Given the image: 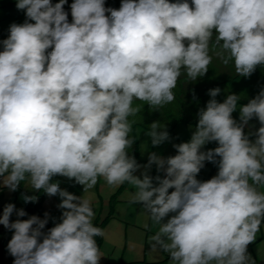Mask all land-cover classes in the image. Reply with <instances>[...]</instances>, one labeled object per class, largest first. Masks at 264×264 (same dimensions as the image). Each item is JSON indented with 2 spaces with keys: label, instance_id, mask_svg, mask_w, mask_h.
I'll use <instances>...</instances> for the list:
<instances>
[{
  "label": "clouds",
  "instance_id": "9594fccd",
  "mask_svg": "<svg viewBox=\"0 0 264 264\" xmlns=\"http://www.w3.org/2000/svg\"><path fill=\"white\" fill-rule=\"evenodd\" d=\"M66 4L16 0L25 22L0 41V185L14 193L28 182L58 197L61 210L44 231L49 213L25 220L24 209L3 205L13 264L101 262L95 238L104 231L91 202L55 177L85 192L100 178L134 186L131 203L157 226L150 248L170 264H252L248 246L264 223V87L239 106L238 119L240 96L220 102L222 90L210 89L190 140L172 143L175 155L151 151L139 163L132 133L142 105L172 104L179 78L205 77L213 55L239 77L264 67V0H121L119 9L73 0L71 22ZM253 120L259 127L248 130ZM146 134L152 148L173 139L160 122ZM206 163L218 170L202 181Z\"/></svg>",
  "mask_w": 264,
  "mask_h": 264
},
{
  "label": "rangeland",
  "instance_id": "374dc122",
  "mask_svg": "<svg viewBox=\"0 0 264 264\" xmlns=\"http://www.w3.org/2000/svg\"><path fill=\"white\" fill-rule=\"evenodd\" d=\"M71 3L72 2H68V4L65 5V11L69 13V22H71L69 7ZM108 3L109 0H106V5H108ZM234 118H239V107L237 108ZM135 119L137 121L136 117ZM174 120L175 118L166 119L162 117L155 118L152 123L160 122L162 125L165 124L168 126ZM134 127L139 145V159L141 164L147 163V155L151 151H156L165 157L175 155L176 153L172 147V143L178 144L189 141L191 133L195 130L194 125L176 124L174 130L169 131L173 138L172 142H166L158 148H152L150 137L146 134L148 128L142 123H137ZM258 127V122L253 120L250 122L248 130H255V128ZM215 147V143L206 145V149ZM217 170L215 165L206 163L205 168L201 170L197 178L206 181L216 175ZM151 174H156L154 167ZM57 180L60 182L62 189H66L70 193L81 196L91 202L95 213L93 221L97 215L102 214L105 216L107 214L110 198L120 187V185L110 186L103 178H100L97 185L85 192L81 186L75 185L74 182L66 178L55 177L53 182ZM64 182L69 183L64 184ZM0 191L2 192V196H0V211H2L3 205L7 203H13L17 209H23L26 204L21 198L22 195L27 194L36 196L37 193L28 182H22L20 188L14 193L9 192L6 188H3L2 185H0ZM135 191L136 189L134 186L129 185V187L117 197L118 201L115 203L114 216L104 230V243L100 250V263L170 264L169 257L166 253L159 251L153 252L150 248L149 237L155 234L157 226L152 224L140 204L131 203L132 195ZM59 203L60 200L58 197L48 196L43 202L45 212L49 213L51 217L50 222L52 221V227L54 226L53 221L59 222L61 216V210L57 208ZM11 219L13 221L16 219L15 214ZM3 230L5 233L3 235L4 237H2V241L5 240L6 242L8 238H11L12 233L6 229ZM248 253L250 254L252 264H264V223H262L256 239L248 246Z\"/></svg>",
  "mask_w": 264,
  "mask_h": 264
},
{
  "label": "trees",
  "instance_id": "16d2710c",
  "mask_svg": "<svg viewBox=\"0 0 264 264\" xmlns=\"http://www.w3.org/2000/svg\"><path fill=\"white\" fill-rule=\"evenodd\" d=\"M56 2H58V0H53V3ZM68 2H73V0H68ZM120 2L121 0H109L106 7L119 9ZM169 2H176V0H169ZM25 19L24 11L18 10L16 7V0H0V41L8 38L10 25L13 23L23 24ZM2 50V46H0V51ZM216 87L222 90L221 94L217 97L218 101L223 102L227 94L234 93L240 96L238 107L244 105L264 87V67H258L250 78L239 77L235 72L233 64L230 63L225 66L213 55L212 63L209 65V71L205 77L197 81H189L185 75H182L178 80L176 89H174L176 96L175 101L160 111H151L147 105H142L141 113L136 117L137 123H142L148 128L155 118L164 117L166 119L175 118V120L167 126L168 131L174 130L176 124L178 125L180 123L195 126L197 123L198 110L205 107L206 102L210 99L207 95L208 91ZM193 92H195L198 98L196 101L193 100ZM135 104H142V102L135 101ZM235 114L236 112L233 113V116ZM132 135L136 138V143L133 146L132 152L140 163L139 145L135 134V127ZM215 146L217 147L218 145L215 143ZM128 187L129 184L127 183L120 185L116 193L110 198L107 214L105 216L102 214L97 215L93 221L94 226L102 228L103 231L106 229L109 221L114 216L115 203L118 201L117 197ZM1 194L2 192L0 191V196H2ZM36 197L37 202L27 203L25 205L23 209L28 215L21 219L26 220L31 215H36L41 219L44 218L45 210L43 208V202L47 195L40 191L36 193ZM51 227L52 225L49 221L44 231H47ZM10 239H7V241ZM95 239L101 250L104 243V235L102 237H96ZM4 243L5 240L0 241V245Z\"/></svg>",
  "mask_w": 264,
  "mask_h": 264
},
{
  "label": "crops",
  "instance_id": "0c3cea01",
  "mask_svg": "<svg viewBox=\"0 0 264 264\" xmlns=\"http://www.w3.org/2000/svg\"><path fill=\"white\" fill-rule=\"evenodd\" d=\"M65 183H69V182H64ZM44 208V207H43ZM50 221V220H49ZM52 222V221H51ZM50 222V223H51ZM52 225V224H51ZM4 229V228H3ZM2 229V225H0V233H1V238L0 241H2V237H4V233L5 231ZM7 239V238H6ZM10 239V238H8ZM10 240H8L7 242H5L4 244L0 245V264H13V257H11L7 251V244ZM109 263V262H106ZM101 264V263H100Z\"/></svg>",
  "mask_w": 264,
  "mask_h": 264
}]
</instances>
